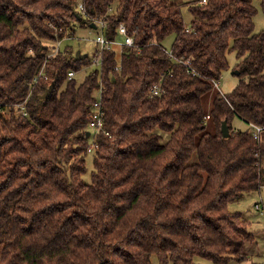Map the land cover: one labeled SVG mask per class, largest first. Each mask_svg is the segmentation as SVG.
Masks as SVG:
<instances>
[{"label": "trees", "instance_id": "obj_1", "mask_svg": "<svg viewBox=\"0 0 264 264\" xmlns=\"http://www.w3.org/2000/svg\"><path fill=\"white\" fill-rule=\"evenodd\" d=\"M80 1L84 15L78 0H0V264L243 260L255 234L228 206L264 185V143L250 133L264 124V31L254 33V0ZM94 19L111 41L123 24L133 46L91 57L55 52L77 29L93 30ZM231 52L239 81L221 94L214 83ZM159 82L164 94L149 97ZM99 88L108 135L87 153ZM234 119L248 129L234 130Z\"/></svg>", "mask_w": 264, "mask_h": 264}, {"label": "rangeland", "instance_id": "obj_2", "mask_svg": "<svg viewBox=\"0 0 264 264\" xmlns=\"http://www.w3.org/2000/svg\"><path fill=\"white\" fill-rule=\"evenodd\" d=\"M253 6L256 8L257 13L253 18L255 25L254 33H259L264 31V14L260 8V2L257 0L253 1ZM182 16L186 25H188L191 20V15L187 7L182 8ZM93 29V28H92ZM98 34V29L94 28L90 30L89 28L77 29L76 36L70 39H65L60 42V48L69 47L74 52V54H80L81 56L91 57L93 53L97 50V46L94 44V39ZM174 41V35L168 36L163 41V46L168 50ZM121 49H118L119 52ZM227 61L229 63V69L225 71L221 78L219 87L215 88V92L221 94L230 93L234 87L237 85L239 78L233 74V68L237 64L235 52H231L227 55ZM94 67L83 69L80 73L76 75V79L79 82L83 80L86 74H88ZM212 94L204 98V103L206 110L208 111L211 106ZM232 127L234 130L246 131L248 126L238 119L232 121ZM85 167L87 169L86 174L83 176V180L87 183L91 182V173L93 171V157L87 156ZM263 199L264 203V185L258 191L245 193L241 198L229 204L228 209L232 213L240 212L242 213L243 219L249 222L248 231L255 234V241L253 243H248L243 247V260H232L228 264H264V210H257L255 205ZM152 262L158 264V259L156 256L152 257ZM171 264V263H169ZM194 264H213L210 261L198 259Z\"/></svg>", "mask_w": 264, "mask_h": 264}, {"label": "built area", "instance_id": "obj_3", "mask_svg": "<svg viewBox=\"0 0 264 264\" xmlns=\"http://www.w3.org/2000/svg\"><path fill=\"white\" fill-rule=\"evenodd\" d=\"M77 12L80 14H85V10L83 8V5L80 0L77 2ZM93 23L95 24V28L98 29V34L96 35L95 39L93 40L94 43L97 46V53H102L105 50H116V49H122V47H132L133 46V38L127 34L126 28L123 24H120L118 26L117 33L119 35L120 39H117L115 41H111L106 38L104 34V29L106 27V24L102 21H99L97 19H94ZM60 42L57 43L55 52L59 49ZM50 56V55H49ZM95 65H99V60L94 59ZM115 70H119V68H115ZM40 77L37 76L34 79V82H36L37 78ZM74 77L73 72L68 73V79H72ZM214 87H219V82L214 83ZM164 88L161 84V82L154 84L149 92V97H160L164 94ZM102 93L103 90L99 88L95 93V101L92 103L91 107L89 108V131L90 134H92V139L90 143L88 144L86 148L87 153H93L97 147L98 142L96 136L100 133H105V135H108L107 132L104 131V110L102 106ZM19 108V111L23 117L27 115L26 109L24 104H20L17 106ZM209 117H206L208 119ZM250 133L252 137L257 140L258 142L264 143V124L260 126L256 125H250ZM255 208L257 210L263 209L264 210V203L263 199H261L256 205Z\"/></svg>", "mask_w": 264, "mask_h": 264}, {"label": "water", "instance_id": "obj_4", "mask_svg": "<svg viewBox=\"0 0 264 264\" xmlns=\"http://www.w3.org/2000/svg\"><path fill=\"white\" fill-rule=\"evenodd\" d=\"M91 28L94 29L95 26L94 25H91ZM77 55H79V53ZM233 74H235L236 76H238L239 75V71L236 70V71L233 72ZM54 84H55V82H52L49 85V87L44 92V94L40 96V99H43L44 100V99H47L48 98V96L50 95V93L52 92V90L54 88ZM221 134H222V137L223 138H227L229 136V129H228V126H227V124H226L225 121L221 125ZM87 136H89V132L87 133Z\"/></svg>", "mask_w": 264, "mask_h": 264}, {"label": "crops", "instance_id": "obj_5", "mask_svg": "<svg viewBox=\"0 0 264 264\" xmlns=\"http://www.w3.org/2000/svg\"><path fill=\"white\" fill-rule=\"evenodd\" d=\"M219 83H220V81H219Z\"/></svg>", "mask_w": 264, "mask_h": 264}]
</instances>
